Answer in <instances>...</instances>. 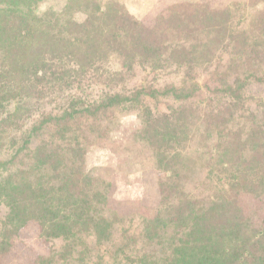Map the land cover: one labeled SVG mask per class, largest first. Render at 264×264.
I'll use <instances>...</instances> for the list:
<instances>
[{
	"label": "trees",
	"instance_id": "obj_1",
	"mask_svg": "<svg viewBox=\"0 0 264 264\" xmlns=\"http://www.w3.org/2000/svg\"><path fill=\"white\" fill-rule=\"evenodd\" d=\"M160 1L142 21L118 0H0V264L33 249L28 229L46 254L25 264H264V97L247 94L264 86V9L240 29ZM124 108L162 176L138 234L85 162Z\"/></svg>",
	"mask_w": 264,
	"mask_h": 264
},
{
	"label": "rangeland",
	"instance_id": "obj_2",
	"mask_svg": "<svg viewBox=\"0 0 264 264\" xmlns=\"http://www.w3.org/2000/svg\"><path fill=\"white\" fill-rule=\"evenodd\" d=\"M118 1L124 5L130 15L142 21H144V19H149L152 16V13L154 14L162 4L160 0ZM162 1L165 5L184 1L202 2L201 4L204 3L208 5L207 10H226L231 15L229 18L232 19L234 27H239L240 29L251 28V24L254 21L256 14L264 9V0ZM55 2L56 0H50V3L55 4ZM212 70L213 69H209V71ZM150 78H153V74H150ZM210 80V76L207 72L202 73L198 77L199 85L210 83ZM130 82L131 81H129V83ZM89 90L93 91L92 87H90ZM249 91L251 96L256 98L264 97V86H250L247 90V94ZM202 93L203 96L207 95L203 90ZM42 106L55 107V105L51 106L49 104ZM159 107L164 110L163 106ZM115 115L117 118L111 117V120L102 124L101 127L106 131V133L104 132V136L100 139L102 143H97L95 146L90 147L87 150L85 162L88 168H94V170H92L94 171L93 173H99L101 176L104 178L107 177L108 180L111 181L113 185L109 194V206L118 209L122 214H126L125 217L127 216V219L125 220L128 222L127 225H124L123 227L126 228L128 225L132 224L133 228H131L129 232H135L138 234L135 226L139 221L137 217L140 216L139 213L145 214L149 217L155 213L156 207L159 204V186L162 176H159L160 171L156 166L154 162L155 160L149 149L145 145L136 142V133L139 132L138 128H140V121L138 120L136 113L124 108L118 110ZM107 136V143H104V138ZM90 138L91 137L88 139ZM188 186L191 188L192 192L204 193L203 187L201 184H198L197 181L194 184L190 182ZM256 206V202L249 206V215L253 214L252 212ZM151 208L154 209L152 210ZM128 218H131V220L129 221ZM28 230L22 235L23 244H26V246L31 245L33 246V249H28L27 253H33L32 250L35 248H37V251H41L43 247L40 244H34L35 242ZM115 234L116 239L113 243H122L123 240L121 242L117 241L120 236V227L117 226ZM137 239L140 241V238ZM14 248L15 250L10 257L8 256L5 258L7 261L4 264H25V260L29 255H26L27 253L24 246L20 242L16 244ZM42 252L43 251H41V253ZM42 254L45 255L46 252H43ZM108 256L109 255L107 254L104 259H109Z\"/></svg>",
	"mask_w": 264,
	"mask_h": 264
}]
</instances>
